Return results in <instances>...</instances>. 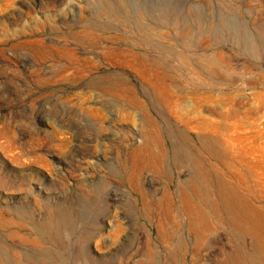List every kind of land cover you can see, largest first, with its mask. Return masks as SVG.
Wrapping results in <instances>:
<instances>
[{
	"label": "rangeland",
	"instance_id": "obj_1",
	"mask_svg": "<svg viewBox=\"0 0 264 264\" xmlns=\"http://www.w3.org/2000/svg\"><path fill=\"white\" fill-rule=\"evenodd\" d=\"M228 188L264 223V0H0V264H264Z\"/></svg>",
	"mask_w": 264,
	"mask_h": 264
},
{
	"label": "bare ground",
	"instance_id": "obj_2",
	"mask_svg": "<svg viewBox=\"0 0 264 264\" xmlns=\"http://www.w3.org/2000/svg\"><path fill=\"white\" fill-rule=\"evenodd\" d=\"M156 131V130H155ZM147 139H150L149 137L146 138V143ZM207 141L205 139H200L198 140L199 146L205 149L209 150V146L206 143ZM226 189V187H224ZM224 189V190H225ZM229 190L226 191V196L227 199H230V197H233L234 202H235V208L232 210H229L227 213V216L231 220L232 227H241L243 230H245L252 238L254 249L249 253V259L254 260L253 256L255 251L260 250L261 252H264V223L260 221V217L258 214L260 213L259 210L255 209L251 205L247 204L245 201V197L237 191L232 190L231 188H228ZM220 190V189H218ZM221 196L223 199L224 193L221 190L220 191ZM225 202V201H224ZM233 202V201H232ZM227 203V202H226ZM232 204L231 202L228 203V205ZM233 205V204H232ZM231 205V206H232ZM188 208H190V213L194 214L195 218L193 222L191 223V229L195 234H203L205 233L208 225L210 224L208 222V217L206 215V212L203 210L194 207L192 203H188ZM228 207V206H227ZM234 207V206H233ZM229 208V207H228ZM262 216L261 219L264 221V207H262ZM211 211L217 212V209H213ZM200 237V236H199ZM200 239V238H199ZM238 255V254H236ZM247 256V258H248ZM236 258L233 260V263L235 264H240L238 262L237 256H234ZM247 263V262H246ZM255 264H258L257 261H255Z\"/></svg>",
	"mask_w": 264,
	"mask_h": 264
}]
</instances>
